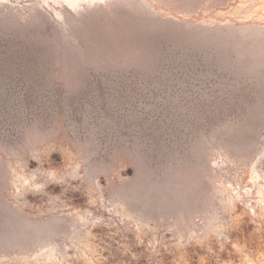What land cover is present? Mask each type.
I'll list each match as a JSON object with an SVG mask.
<instances>
[{"label": "rangeland", "instance_id": "1", "mask_svg": "<svg viewBox=\"0 0 264 264\" xmlns=\"http://www.w3.org/2000/svg\"><path fill=\"white\" fill-rule=\"evenodd\" d=\"M0 264H264V0H0Z\"/></svg>", "mask_w": 264, "mask_h": 264}]
</instances>
